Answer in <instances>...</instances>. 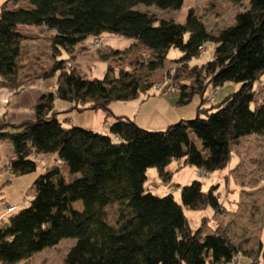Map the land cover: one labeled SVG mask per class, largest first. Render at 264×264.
I'll return each mask as SVG.
<instances>
[{"label":"trees","instance_id":"1","mask_svg":"<svg viewBox=\"0 0 264 264\" xmlns=\"http://www.w3.org/2000/svg\"><path fill=\"white\" fill-rule=\"evenodd\" d=\"M185 0H6L0 7V88L22 92L25 84L55 78L51 92L32 106L33 120L16 126L0 125V141L12 156L2 169L24 176L37 169L36 156H54L60 163L45 169L32 183L29 205L9 215L0 228V264L27 263L63 239H75L61 264H231L241 250L223 229L191 232L183 209L222 208L215 187L207 191L199 181L180 186L181 204L172 194L144 191L146 172L157 170L170 184L172 162L205 174L224 169L232 146L249 135L264 136V98L257 96L264 74V0H249L230 25L208 30L200 17L189 14L184 24L157 18L139 9L178 11ZM240 3L241 0H233ZM23 2L25 6L11 5ZM21 27H43L50 35L44 44L50 63L36 75L26 72L28 46ZM115 35L150 53L136 70L115 74L107 67L102 79H86L73 66V52L87 39ZM214 44L209 61L198 48ZM43 46V47H44ZM128 48V49H129ZM181 52L169 60L188 69L192 83L176 74L173 106L201 97L194 118L180 120L162 131H148L125 117H114L108 133L71 125L69 112L102 110L110 115L112 101L128 102L152 89L149 75L163 69L169 50ZM121 51L111 50L110 55ZM101 59L108 61L107 56ZM240 88L221 102L204 107L206 85L226 82ZM68 103L62 112L55 101ZM60 115H64L59 118ZM9 180H6L7 184ZM79 202L81 208H74ZM116 205L110 225L106 209ZM245 254V253H244ZM245 256H248L245 254ZM249 264H264V241Z\"/></svg>","mask_w":264,"mask_h":264},{"label":"rangeland","instance_id":"2","mask_svg":"<svg viewBox=\"0 0 264 264\" xmlns=\"http://www.w3.org/2000/svg\"><path fill=\"white\" fill-rule=\"evenodd\" d=\"M5 1L0 0V7ZM248 4L249 0H241L240 3L233 0H185L178 11H161L154 7L143 6L139 9L148 11L157 18L171 19L177 24H184L189 14H195L200 17L209 31L215 33L230 25L234 16L246 10ZM23 6H25L23 2L11 5L13 8ZM21 31L32 37L26 43L29 51L25 60L26 65L28 64L26 72H29V75L42 73L40 71H43L42 69L50 63L46 56L49 50L46 45L44 46L50 34L44 28L35 27H21ZM130 44L131 41L115 35L89 38L77 46L73 52V66L82 76L90 80L102 79L107 67H111L115 74L123 69L137 71L139 65L150 57V53L138 45L130 49L128 47ZM205 47L203 57L193 59L192 65H200L211 59L214 44L208 42ZM111 50L121 52L112 56ZM102 55L107 56L108 61L101 59ZM180 56L181 52L178 50H169L164 68L149 75L148 81L153 86L146 95L128 102L112 101L108 105L110 115L102 110L69 112L66 116L71 117V125L98 130L96 132L106 134L109 128L108 122L111 124L114 117L122 116L135 122L142 129L162 131L172 123L194 118L197 114L196 108L201 104L199 94H195L187 105L173 106V102L178 98L177 94H172L176 74L188 85L192 83L188 69L180 68L178 71H172L175 66L169 60L178 59ZM53 79L56 82L55 78L43 81ZM258 84L257 96L261 99L264 98V74L256 83ZM239 88V83L231 81L216 88L206 85L203 94L206 102L203 106L215 105ZM30 93L29 91L23 97L28 98ZM67 108L68 103L61 100L55 101V109L58 112ZM63 116L60 115L59 118ZM10 149V144L0 141V228L9 215L29 205V200L34 193L33 181L43 174L48 166L52 164L60 166L52 156H36L34 158L37 169L34 173L11 176L6 169H2L8 159L7 156L12 153ZM169 169L173 172L171 183L163 184L157 170L149 168L146 172L144 191L154 196L172 194L174 200L181 204L180 186L188 185L193 181H199L204 191L214 186L222 206L220 212L215 213L209 207L197 211L183 209L188 226L193 233L201 225L205 233L212 232L214 229H226L230 241L241 250L240 255L231 264H249L250 260L259 254L264 241V136L249 135L240 138L239 142L232 146L229 163L224 169L205 174L194 167H182L180 162H172ZM6 180H9V183L4 184ZM11 206H14L16 211L7 213L6 209ZM74 208L80 209V203H75ZM106 213L108 223L114 225L117 219L116 205L109 206ZM74 243L75 239H63L56 246L38 253L28 264H61Z\"/></svg>","mask_w":264,"mask_h":264},{"label":"crops","instance_id":"3","mask_svg":"<svg viewBox=\"0 0 264 264\" xmlns=\"http://www.w3.org/2000/svg\"><path fill=\"white\" fill-rule=\"evenodd\" d=\"M36 28H43V27H36ZM54 83H55L54 79L50 81L49 80L48 81L35 80V81L25 84L22 92H20L19 94H15L13 90H10L7 88H0V125L16 126L23 121L33 120L34 119V113L32 110L33 104L42 94L53 91L55 87ZM29 91L31 92L29 97L24 98L23 96L27 94ZM180 117L182 118V116ZM106 120L107 119H105V121ZM70 123H71V119H70ZM109 123L110 122H108V125H110ZM92 131L96 132L98 130H92ZM11 156H12V153L8 155L7 157L9 158ZM37 254H35L32 257V259ZM32 259L25 264L30 263Z\"/></svg>","mask_w":264,"mask_h":264},{"label":"built area","instance_id":"4","mask_svg":"<svg viewBox=\"0 0 264 264\" xmlns=\"http://www.w3.org/2000/svg\"><path fill=\"white\" fill-rule=\"evenodd\" d=\"M205 46H200L199 48H198V50H199V52H200V54L203 56V53H204V51H205ZM173 72H174V69L172 70ZM155 89H157L156 87H154ZM60 164V163H59ZM14 210H15V207L14 206H11V207H9L8 209H6V212L7 213H11V212H14Z\"/></svg>","mask_w":264,"mask_h":264}]
</instances>
